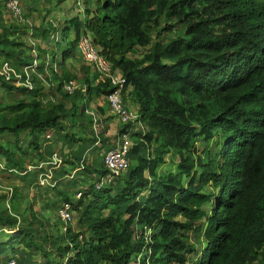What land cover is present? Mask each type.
Returning a JSON list of instances; mask_svg holds the SVG:
<instances>
[{
	"label": "trees",
	"instance_id": "16d2710c",
	"mask_svg": "<svg viewBox=\"0 0 264 264\" xmlns=\"http://www.w3.org/2000/svg\"><path fill=\"white\" fill-rule=\"evenodd\" d=\"M83 4L60 30L43 20L31 34L48 41L59 32L55 45L73 34L60 75L50 77V95L25 86L34 50L27 27L13 20L0 31V70L7 71L0 90L8 97L0 101V134L11 139L0 143L2 171L24 185L11 198L38 187L47 169L37 166L57 155L61 165L50 171L41 199L54 213L69 203L74 221L62 232L58 214L54 224L41 215L36 221L29 203L36 227L20 225L0 206V264H264V0ZM82 36L124 80L123 103L129 97L137 107L138 119L120 125L110 142L106 130H92L89 106L114 90L111 82L95 83L99 74L87 66L79 86L63 91L75 78L63 63ZM137 49L145 51L131 57ZM122 133L130 143L128 169L96 189L109 172L103 158ZM102 149L98 160L84 157ZM167 155L177 164L166 166ZM188 233L195 246L186 243Z\"/></svg>",
	"mask_w": 264,
	"mask_h": 264
},
{
	"label": "rangeland",
	"instance_id": "374dc122",
	"mask_svg": "<svg viewBox=\"0 0 264 264\" xmlns=\"http://www.w3.org/2000/svg\"><path fill=\"white\" fill-rule=\"evenodd\" d=\"M78 1L80 2V4L78 3L77 5ZM83 1L84 0H66L64 3L57 4V0H20L22 19L21 20L18 19L19 22H17V24L20 23L19 26L27 27L26 31L29 34L30 38L29 39L27 38L26 40L25 37L23 39L26 40L27 45L30 48L33 47L34 49L32 52L27 53V55L32 58L33 63L31 66L25 68V74L29 80L28 83H25V86H29V87L39 86L43 89V92L45 94L50 95L49 93L50 91L48 87V84H50L49 83L50 77L52 75V72L54 74L60 75L62 68L61 53L62 50L65 49L69 45V42L73 39V34L69 33L65 43H62L61 45H55V42L60 41L59 32L51 35L48 41H43L38 37V35L34 36L31 34H35L34 33L35 28L41 26L42 23L41 21L43 20L44 22L45 21L52 22V24L56 25L58 30H60L59 27H62L64 25L63 22L65 20L71 19L72 17L78 14V11H76L77 9H79L80 11L84 10ZM5 3H6L5 0H0V31L2 30L3 26L7 27L15 22L13 21L14 18L11 16V14L7 11L6 8H4ZM93 4H95V2ZM75 5H77V7H75ZM90 9L94 11L95 6L91 5ZM23 27H21V29H23ZM37 47L45 50L46 52L38 53ZM144 51L145 50L137 49L135 54L131 57H140L144 53ZM1 61L2 60H0V62ZM39 64H42L44 67L42 73H39L37 71ZM63 64H65L63 65L64 68L75 76L73 81H69V82L72 83V85H76V86H79V80L83 75L82 68L86 66H91L90 63L83 61L78 49L75 50L73 54L64 61ZM3 66L4 68L5 66L9 67L7 64H3ZM114 72L116 73V71ZM4 73L5 72L3 70H0V74H4ZM31 80L36 81V84L35 85L32 83L30 84ZM66 89L64 88L63 91L65 92ZM51 92L55 94V89L51 90ZM7 98L8 97L5 95V93L0 90V101L6 100ZM124 105L129 109V106L127 104L124 103ZM90 109L93 110L92 108ZM135 109L136 106L134 107L133 111H135ZM113 127H115V125H113ZM121 128L122 127L120 125L116 126V129L118 130H120ZM46 135L48 137H53V134H51V132H49ZM7 141H11V139L6 134H0V143L5 144ZM130 141L132 143L131 139ZM210 149H212V147ZM103 150L105 149L97 150L89 154L86 153L84 157L87 158V161L93 158L95 160H98V155L101 154ZM197 150L199 151L203 150V145L198 143ZM199 154L200 153H198V155ZM177 162H178L177 158H172L169 155L165 157V165L166 166L168 165V167H173L175 164H177ZM3 166H4V161L2 158H0V206L6 207L12 216L16 215L17 217L18 215L17 219L20 225H26L27 223H29L30 225H32V227H36V224L31 223L30 214L28 212L29 203L32 206V213L34 218H36V221L40 219L39 216L41 215L49 219L52 224L56 223L57 222L56 210L54 213L49 208V203L46 201L42 202L41 199L43 193H45V190L42 189L43 188L42 186H45L46 183L41 181L40 184H38L39 185L38 187H33V189L29 190L27 193L26 191H23L24 195L22 198H18V197L11 198V196H14L13 190L14 189L20 190L24 185H23V181L17 180L14 177H12L10 174L2 171ZM79 166L81 167L82 164H80ZM80 171L81 169L78 170L77 172ZM85 180L86 181L82 185V188H85L90 184L88 177ZM73 192L74 191H71V193ZM53 200H56V197L52 195L49 197L48 201L51 202ZM71 225L73 228L74 221L69 226ZM65 226L66 225H64V227ZM61 227L63 226L61 225ZM11 234L13 235V232H11ZM186 240H187L186 243L195 246L193 235L188 233L186 236ZM202 242L203 241H199V244H202ZM190 257L191 255L187 256V259ZM36 260H39V257H37Z\"/></svg>",
	"mask_w": 264,
	"mask_h": 264
},
{
	"label": "built area",
	"instance_id": "2783aa9c",
	"mask_svg": "<svg viewBox=\"0 0 264 264\" xmlns=\"http://www.w3.org/2000/svg\"><path fill=\"white\" fill-rule=\"evenodd\" d=\"M4 8L11 14V16L15 19L16 22H19L18 19H22V10L20 6V0H5ZM13 19V20H14ZM78 51L84 62L90 63V65L98 72L99 79L101 81L109 80L111 85L114 86V90L110 92L105 100L108 105V109L110 114L115 117L118 122L122 125H126L128 123H132L138 119L137 112H133L128 109L123 101H122V87L124 80L121 78L118 72H114L112 70L111 64L108 60L100 54L99 49L93 44L92 40L88 37H81L78 43ZM5 69L7 67L5 66ZM5 72L4 75L7 74V71L3 69ZM1 75V74H0ZM66 89L65 92L72 93V91L76 88V85H72V83H68L64 86ZM130 148V143L127 139V134L122 133L121 140L117 143L114 150L109 151L105 154L103 158V163L106 168H108L109 172L104 177H100L95 183L94 187L96 189H103L107 186L113 185L116 180L125 174L128 169V161L126 159L127 153ZM61 165V161L57 155H53L51 158V162H46L44 164H39L37 169H41L42 167L47 169L45 178L39 177V184L41 181L45 182L49 185V180L52 177V169H56ZM82 167L78 168L81 169ZM75 169L71 174L70 178L78 171ZM45 184V185H46ZM50 185H54L50 182ZM43 187V186H42ZM80 192L76 194V198L80 197ZM58 217L61 221L62 232L65 231L67 225L72 223V215H71V206L69 203L62 204L57 210ZM64 225H66L64 227ZM6 264H18L15 260H10Z\"/></svg>",
	"mask_w": 264,
	"mask_h": 264
},
{
	"label": "crops",
	"instance_id": "0c3cea01",
	"mask_svg": "<svg viewBox=\"0 0 264 264\" xmlns=\"http://www.w3.org/2000/svg\"><path fill=\"white\" fill-rule=\"evenodd\" d=\"M84 69H85V67H84ZM91 71H93V69ZM91 71L88 72L89 80H92ZM86 75L87 74L83 70L82 77L86 76ZM82 77L80 79H82ZM98 81H100L99 78L95 81V83H97ZM125 104H127L129 106V109L131 111L134 110L135 105H132L130 103L129 97L126 98ZM90 108L93 109L92 112L90 113L92 118H93L92 130L96 133L100 132L101 130L102 131L106 130L104 137L108 139L107 142L113 141L112 137L115 134H117V130H118V129H116V126L122 125V124H120L118 122V120L110 114L105 98L100 97V98L94 99V101L90 105ZM133 112H137V107H136L135 111H133ZM113 125H115V127H113ZM109 129H111V130H109Z\"/></svg>",
	"mask_w": 264,
	"mask_h": 264
},
{
	"label": "clouds",
	"instance_id": "9594fccd",
	"mask_svg": "<svg viewBox=\"0 0 264 264\" xmlns=\"http://www.w3.org/2000/svg\"><path fill=\"white\" fill-rule=\"evenodd\" d=\"M83 37V36H82ZM84 37H88V38H90L89 36H84ZM91 39V38H90ZM93 42V41H92ZM94 44V43H93ZM91 182V180L89 181V183ZM75 198H76V196H75ZM77 199V198H76ZM195 244V243H194ZM196 248L197 249H199V246L198 245H196Z\"/></svg>",
	"mask_w": 264,
	"mask_h": 264
}]
</instances>
